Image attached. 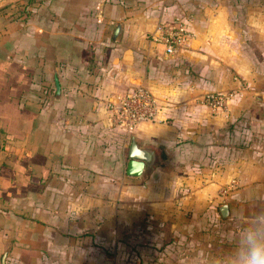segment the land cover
Returning a JSON list of instances; mask_svg holds the SVG:
<instances>
[{"label":"crops","instance_id":"crops-1","mask_svg":"<svg viewBox=\"0 0 264 264\" xmlns=\"http://www.w3.org/2000/svg\"><path fill=\"white\" fill-rule=\"evenodd\" d=\"M174 19L192 37L167 54L151 35ZM138 84L157 117L125 132L107 102ZM133 139L148 174L126 173ZM253 242L264 0H0V264H245Z\"/></svg>","mask_w":264,"mask_h":264},{"label":"built area","instance_id":"built-area-1","mask_svg":"<svg viewBox=\"0 0 264 264\" xmlns=\"http://www.w3.org/2000/svg\"><path fill=\"white\" fill-rule=\"evenodd\" d=\"M152 39L162 45L165 53L172 54L186 47L192 37L185 21L174 19L157 25ZM236 91H209L200 97V102L210 111L225 110ZM110 117L125 132H132L143 121L155 120L159 102L153 92L143 84L135 85L118 93L107 102ZM226 188L221 193L226 192Z\"/></svg>","mask_w":264,"mask_h":264},{"label":"water","instance_id":"water-1","mask_svg":"<svg viewBox=\"0 0 264 264\" xmlns=\"http://www.w3.org/2000/svg\"><path fill=\"white\" fill-rule=\"evenodd\" d=\"M122 30V24L118 23L114 30V39H117ZM159 163L158 154L151 147H140L133 139L130 145L126 173L129 175L148 174ZM219 209L223 216L228 214V204L222 203ZM4 257L2 264H4Z\"/></svg>","mask_w":264,"mask_h":264},{"label":"clouds","instance_id":"clouds-1","mask_svg":"<svg viewBox=\"0 0 264 264\" xmlns=\"http://www.w3.org/2000/svg\"><path fill=\"white\" fill-rule=\"evenodd\" d=\"M245 264H264V244L252 243Z\"/></svg>","mask_w":264,"mask_h":264}]
</instances>
